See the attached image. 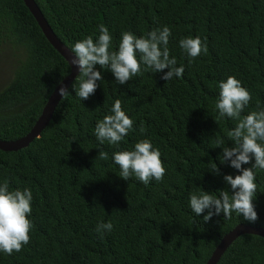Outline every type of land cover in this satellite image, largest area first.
<instances>
[{
  "label": "trees",
  "instance_id": "1",
  "mask_svg": "<svg viewBox=\"0 0 264 264\" xmlns=\"http://www.w3.org/2000/svg\"><path fill=\"white\" fill-rule=\"evenodd\" d=\"M33 1L69 50L86 36L95 40L100 24L112 36L110 51L118 50L123 31L140 37L168 26L170 56L185 70L182 77L165 81L163 73L143 71L142 65L140 75L120 85L96 65L103 80L94 95L76 96L72 84L78 73L38 137L16 151L0 150V183L7 180L10 189L30 188L33 194L30 243L11 255L0 252V264H204L235 224L264 229V170H254L255 223L236 213L204 222L207 212L197 217L189 206L191 192L219 196V190L230 187L223 175L239 174L219 160L222 149L216 141L232 146L227 132L235 121L216 119L218 83L235 76L251 93L243 115L257 110V102L264 108V0ZM188 36H199L207 54L188 57L179 47ZM4 44L22 52L0 88V140H12L30 129L69 68L21 0H0ZM117 99L134 121L119 149L131 150L140 139H149L166 169L162 181L146 186L134 176L123 180L112 159L117 149L107 142L99 145L95 125ZM98 147L108 153L107 160L96 158ZM212 162L220 175L209 171ZM109 221L113 230L101 237L96 226ZM215 264H264V237L239 235Z\"/></svg>",
  "mask_w": 264,
  "mask_h": 264
},
{
  "label": "clouds",
  "instance_id": "2",
  "mask_svg": "<svg viewBox=\"0 0 264 264\" xmlns=\"http://www.w3.org/2000/svg\"><path fill=\"white\" fill-rule=\"evenodd\" d=\"M98 29L99 35L95 40L91 35L86 36L77 40L70 49L69 63L79 71L72 88L81 100H87L94 95L98 87L97 81L103 80L96 65L110 71L120 85L140 75L142 65L143 71L163 73L161 79L165 81L183 76L185 70L183 65L177 67L176 58L170 56L168 44L171 29L168 26L155 28L146 36L140 37L131 31H123L116 51H110L112 36L108 28L100 24ZM179 47L192 59L207 54L208 51L207 44L199 36L181 38ZM217 87L219 95L214 107L219 115L216 119L227 117L235 121V126L227 132L232 146L223 147L222 139L216 141V147L222 149L219 160L221 164L227 163L239 174L223 175V181L230 187L219 190V196L204 190L191 192L189 206L197 217L207 212L203 216L204 222L221 214L225 218H231L232 214L236 213L245 221L255 223L258 215L253 203L257 193L254 170H264V108L257 102V110L243 115L252 96L235 76H228L226 80L220 81ZM58 94L63 98L69 92L65 87H60ZM133 125L134 121L122 109V103L117 99L111 107L110 114L97 121L94 135L99 145L107 142L117 149L113 152L112 159L119 166L120 178L128 181L134 176L146 186L153 179L160 182L165 176L166 169L160 150L154 148L149 139H140L131 150L119 149L121 141L133 130ZM140 132L142 134L145 132L142 125ZM97 149L96 158L100 160L109 158L103 148ZM247 164L252 166L243 167ZM209 171L214 175L221 174L215 162H212ZM32 200L30 188L10 189L9 181L4 180L0 183V252L11 255L13 252H20L30 243V232L33 228V223L29 219L32 213ZM112 230L111 221L98 223L95 229L101 237L105 232L110 233Z\"/></svg>",
  "mask_w": 264,
  "mask_h": 264
},
{
  "label": "water",
  "instance_id": "3",
  "mask_svg": "<svg viewBox=\"0 0 264 264\" xmlns=\"http://www.w3.org/2000/svg\"><path fill=\"white\" fill-rule=\"evenodd\" d=\"M33 19L35 20L41 33L47 40V42L57 51V53L65 60L68 65V73L53 87L49 95L47 96L40 113L34 120L30 129L21 137L12 140H0V150L2 151H16L20 148L27 146V144L34 138L38 137L40 131L47 125L54 107L61 98L58 94L60 87L67 88L74 77L79 73L78 69L71 66L69 61L71 60L70 50L64 46L53 34L46 21L40 14L36 4L33 0H21ZM253 234L264 237V229L247 224L237 223L226 233H224L215 247L212 249L209 257L204 264H215L226 247L239 235Z\"/></svg>",
  "mask_w": 264,
  "mask_h": 264
},
{
  "label": "rangeland",
  "instance_id": "4",
  "mask_svg": "<svg viewBox=\"0 0 264 264\" xmlns=\"http://www.w3.org/2000/svg\"><path fill=\"white\" fill-rule=\"evenodd\" d=\"M22 57L19 48L4 44L0 46V88L7 82L17 61Z\"/></svg>",
  "mask_w": 264,
  "mask_h": 264
}]
</instances>
